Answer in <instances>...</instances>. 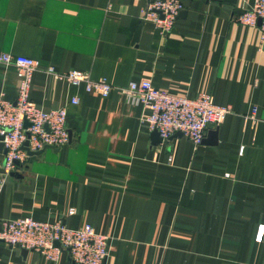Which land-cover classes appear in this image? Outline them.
Returning a JSON list of instances; mask_svg holds the SVG:
<instances>
[{
	"label": "crops",
	"instance_id": "obj_1",
	"mask_svg": "<svg viewBox=\"0 0 264 264\" xmlns=\"http://www.w3.org/2000/svg\"><path fill=\"white\" fill-rule=\"evenodd\" d=\"M151 1L0 0V56L38 62L30 100L64 106L70 134L20 163L19 177L6 176L0 153V223L90 224L107 237L105 264H264V44L237 22L253 0H184L166 36L141 20ZM46 68L114 89L89 94ZM140 79L188 98L207 93L231 113L197 147L161 140L141 124L143 106L117 90ZM19 85L16 68L0 65V98L15 102ZM0 264L74 263L0 242Z\"/></svg>",
	"mask_w": 264,
	"mask_h": 264
},
{
	"label": "built area",
	"instance_id": "obj_2",
	"mask_svg": "<svg viewBox=\"0 0 264 264\" xmlns=\"http://www.w3.org/2000/svg\"><path fill=\"white\" fill-rule=\"evenodd\" d=\"M183 1L152 0L143 10L141 20L152 23L162 36H166L183 9ZM237 22L257 29L264 44V0H253L251 7L237 17ZM0 65L14 66L20 79L15 102L0 98V143L7 151L4 164L7 176L15 171L16 162L29 159L27 151L22 150L26 142L31 152L45 146L60 148L68 143L69 134L64 106L46 110L30 100L32 74L38 69V62L5 54L0 56ZM45 73L72 86L83 85L85 92L103 98L114 89L104 80L93 81L87 73L78 70L58 73L53 68H46ZM117 90L129 103L142 105L147 111L140 122L149 132H157L161 140L180 133L195 147L202 143L208 126L219 127L231 113L230 108L216 105L207 93L188 98L156 88L149 79L129 82L128 86ZM77 103V98L70 100L72 105ZM255 111L253 109L246 119H254ZM4 184L5 176L0 174V192ZM68 214H74V210L70 209ZM0 224L1 243L36 252L47 262L56 263L62 252H66L74 264H105L108 256L107 237L96 233L90 224L68 229L59 221L40 222L31 217ZM257 231L262 234L264 226H258Z\"/></svg>",
	"mask_w": 264,
	"mask_h": 264
},
{
	"label": "water",
	"instance_id": "obj_3",
	"mask_svg": "<svg viewBox=\"0 0 264 264\" xmlns=\"http://www.w3.org/2000/svg\"><path fill=\"white\" fill-rule=\"evenodd\" d=\"M27 125H28V124L26 123V126H27ZM68 134H69V132H68ZM152 134H153V136L158 137L157 132H153ZM174 135H179V136H181L180 133H176V134H174ZM181 137H182V136H181ZM69 138H70V134H69ZM158 138H159V137H158ZM0 139H2V137H1ZM203 140H204V139H203ZM202 142H203V141H202ZM45 149H58V148H53V147H50V146H45L43 149H41V150H39V151L31 152V151L29 150V148H28V142H26V143L23 145V147H22V150L27 151V154H28L29 159H30L31 162H32L37 156H39V155H40ZM0 153H3V154H5V155H6V153H7V151H6V149L4 148V145H3L2 143H0ZM16 165L19 166L20 163H19V162H16ZM11 176L19 177V174H18L17 172H13V173L11 174ZM1 230H2V227H1V224H0V231H1ZM54 245H55V246H58V243L55 242ZM23 252H24V254H27V253H28V250H25V249H24Z\"/></svg>",
	"mask_w": 264,
	"mask_h": 264
}]
</instances>
